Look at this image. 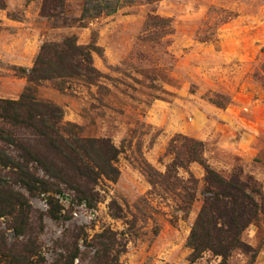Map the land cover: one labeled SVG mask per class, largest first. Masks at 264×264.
Returning a JSON list of instances; mask_svg holds the SVG:
<instances>
[{"label":"rangeland","instance_id":"1","mask_svg":"<svg viewBox=\"0 0 264 264\" xmlns=\"http://www.w3.org/2000/svg\"><path fill=\"white\" fill-rule=\"evenodd\" d=\"M42 7L43 0H0V98L30 93L62 108L67 134L111 139L120 176L101 180L103 203L76 206L72 220L43 216L45 201L32 200L37 235H16L13 219L1 218L0 264H55L74 225L90 238L107 228L124 233L120 264H221L209 253L193 261L188 246L202 196L184 210L182 181L201 189L206 169L180 168L179 181L166 174L190 138L203 142L213 170L243 169L264 188V0H64L56 18ZM66 36L93 49L99 78L30 83L26 71L43 44ZM254 142L261 151L253 160L235 152ZM57 199L72 206L69 195ZM112 201L124 218L111 216ZM243 240L256 254L236 252L224 264H264V218Z\"/></svg>","mask_w":264,"mask_h":264},{"label":"trees","instance_id":"2","mask_svg":"<svg viewBox=\"0 0 264 264\" xmlns=\"http://www.w3.org/2000/svg\"><path fill=\"white\" fill-rule=\"evenodd\" d=\"M63 1L43 0L42 14L56 18ZM99 76L93 49L79 45L76 36L45 42L33 68L26 71L30 83L74 77L94 82ZM67 127L62 108L39 101L30 93L18 100L0 98V219L12 218L9 229L16 235L40 232L30 217L32 200L45 201L47 211L41 212L43 216L57 222L72 220L76 206L94 210L103 203L101 180L116 182L120 176L121 151L111 139L77 138L67 134ZM184 141V151L175 157L166 176L179 181L178 170L195 162L206 169L201 189L192 178L182 181L181 187L184 210L199 192L202 196V207L188 239L192 260L209 253L224 264L236 252L255 255L256 250L243 240V234L264 218L262 184L254 176L245 175L243 169L230 176L216 172L204 159L203 142L190 138ZM152 184L157 185L154 180ZM57 195L72 197V206L66 209ZM108 207L114 219L124 218L116 201ZM124 235L107 228L90 238L85 226L74 225L63 235L69 241L55 264H120L121 248L130 241Z\"/></svg>","mask_w":264,"mask_h":264},{"label":"crops","instance_id":"3","mask_svg":"<svg viewBox=\"0 0 264 264\" xmlns=\"http://www.w3.org/2000/svg\"><path fill=\"white\" fill-rule=\"evenodd\" d=\"M253 129L251 128V129H249V131L255 132V130H253ZM249 137L255 138V136H253V134H251V135H248V136L244 137V139H247ZM260 151L261 150H260L259 146L256 144V142H254L253 145H250L248 148L245 147V148H239V149L235 150V152L238 153L239 156L241 158H243L244 160H246V161L253 160L254 159L253 156L257 155Z\"/></svg>","mask_w":264,"mask_h":264}]
</instances>
